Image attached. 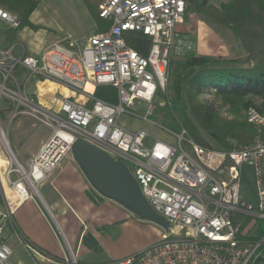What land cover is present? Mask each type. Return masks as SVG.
<instances>
[{"label":"built area","instance_id":"built-area-1","mask_svg":"<svg viewBox=\"0 0 264 264\" xmlns=\"http://www.w3.org/2000/svg\"><path fill=\"white\" fill-rule=\"evenodd\" d=\"M187 8L185 0H104L99 13L109 23L105 32L81 43L68 35L39 57L16 56L15 45L0 49V111L7 101L12 119L27 115L51 129L28 168L13 159L18 179L11 182L7 210L0 211V264H11L13 249L5 231L18 206L32 197L38 182L72 156V145L80 138L125 163L148 203L169 223L167 229L160 228L159 243L107 264H264V114L255 108L247 111L248 121L257 129L254 143L229 151L202 146L179 121L176 131L131 111L137 104L150 115L153 103L167 94L172 60L193 49L180 30ZM0 21L19 27V21L2 7ZM130 32L150 38L147 55L127 44L125 35ZM19 67L29 73L26 84L31 79L51 81L85 102L61 97L57 111L47 108L28 95L16 78ZM89 84L94 90L114 88L118 101L95 98L87 90ZM162 104L172 107L170 102ZM124 115L153 125L168 140L126 129L120 123ZM1 135L7 141L2 129ZM246 164L255 172L256 207L242 200ZM19 241L34 261L42 255Z\"/></svg>","mask_w":264,"mask_h":264},{"label":"crops","instance_id":"crops-1","mask_svg":"<svg viewBox=\"0 0 264 264\" xmlns=\"http://www.w3.org/2000/svg\"><path fill=\"white\" fill-rule=\"evenodd\" d=\"M36 12L37 9L30 17L32 26L19 29L4 40L0 45L1 50L7 51L15 45L16 56L24 54L39 57L45 48L64 39L62 36L48 37L51 33L48 29L50 22L42 12L34 21ZM0 22L13 29L5 22ZM96 33L79 38L69 35L74 41L81 43ZM15 76L24 85L28 95L36 100L42 97L39 102L49 109L55 105L56 108L52 109L54 111L58 110L56 100L61 97L85 102L81 95L56 83H42L31 79L26 84L29 73L23 67L15 71ZM88 91L95 92L94 88ZM5 111L9 110L5 108ZM23 116L26 119L20 121H17L18 116L7 119L17 121L15 134L7 139L10 149L8 154L12 153L19 165L28 168L29 161L51 133L37 137L33 128L42 124L30 116ZM17 179L18 175L7 157L0 153L2 212L7 210L8 197L12 194L11 182ZM145 228L161 232L158 226L139 219L118 202L102 197L90 185L73 157L67 156L49 178L37 183L32 197L18 206L13 219L8 223L5 237L13 249L11 264H35V261L37 264H72L73 260L76 264H107L139 254L150 247L151 244L139 243ZM19 238L42 255L36 256L34 261Z\"/></svg>","mask_w":264,"mask_h":264},{"label":"trees","instance_id":"trees-1","mask_svg":"<svg viewBox=\"0 0 264 264\" xmlns=\"http://www.w3.org/2000/svg\"><path fill=\"white\" fill-rule=\"evenodd\" d=\"M98 27H109L89 0H84ZM189 13L203 15L215 23L227 27L238 38L243 50L244 63L240 59L222 60L201 56L189 51L174 58L170 66L168 91L165 102L172 104L168 111L190 129L196 142L211 149L235 150L251 146L257 129L242 113L250 108L264 114V0H185ZM40 4L39 0H0L4 8L19 21L20 29L32 26L30 17ZM195 26H192V29ZM186 36L189 30L180 29ZM127 44L147 55L150 38L140 33H126ZM226 67L221 68V64ZM214 94L222 105L229 106L236 119H225L213 103L201 96ZM97 99L110 103L118 101L117 91L110 86H100L94 92ZM5 108L11 110L6 101ZM204 132L211 139L200 135Z\"/></svg>","mask_w":264,"mask_h":264},{"label":"rangeland","instance_id":"rangeland-1","mask_svg":"<svg viewBox=\"0 0 264 264\" xmlns=\"http://www.w3.org/2000/svg\"><path fill=\"white\" fill-rule=\"evenodd\" d=\"M39 1L40 4L37 7V12L34 14L33 19L35 21L36 18L42 15V13L47 16V21L50 22V27L48 29H50L51 32L49 33L48 37L62 36V38H65L69 34H71L72 36L79 38L84 35L89 36L95 32H105L109 28L105 26L103 28L97 26L95 19L84 0ZM95 1L97 0H89L90 4L93 5L94 8L97 4H95ZM103 1L104 0H100L99 5L97 7L98 11H100L99 7ZM192 26H195V28L192 29ZM181 28H185L191 31L190 35L188 36L189 40L193 44V49L191 51H194L198 55L206 56L214 60L241 59L242 63L240 62L239 66L243 65V50L238 38L231 29L215 23L206 16L192 13H189L188 21H186V19L184 18V23L181 25ZM14 29L15 28H9L8 26L0 22V45L3 44L4 40L11 37V35L15 34L20 29V27H18L17 30ZM217 66H220L221 68L226 67V65L223 63ZM37 81L42 83H52L51 81ZM42 99V97L38 98V101L40 100L41 102ZM201 99L205 102L213 103L215 107H217L219 113L225 119H236V115L231 111V108L229 106L222 105V102L220 100H217L213 93L205 94L201 96ZM162 102H165L164 97L158 98V100L153 103L155 108L153 111H151L150 115H147L146 109L138 106L137 104L131 108V111L139 117L148 116L151 121L157 122L160 125H164L177 131L178 127L176 122L178 121L176 120V118L170 115L168 109L163 106ZM56 103L58 104V99L56 100ZM50 105L52 106V104ZM3 108L4 106L2 105L0 111V153L5 154L8 162L12 165V168L16 170V163L13 161L12 156L8 154V149L5 146L6 143L4 142V139L1 135V129L4 130L6 138L8 139L9 137L10 139L15 134L17 127L16 122L20 121V119H26V116H18L17 121L7 120L8 118L13 116V110L5 111L3 110ZM55 108L56 107L54 105L51 109ZM242 115L245 117L247 116L245 111L242 113ZM120 123L122 126H124L130 131L144 130L161 140H168L167 136L162 133L159 129L140 118L124 115L121 117ZM178 123L182 124L190 131L189 127H187L184 123H182L181 121H179ZM33 129L32 130L37 137H40L44 134L50 135L51 133V129L39 124H37ZM199 133L204 138L211 140L208 135H206L204 132L200 131ZM150 142L151 141H149V143ZM16 175L18 174L16 173ZM242 200L255 207L258 203L254 168L248 164H246L242 170ZM161 233L162 231L158 233V231H153L148 228H145L143 234L139 238V243L143 245L151 244L150 247H148L151 248L155 244L159 243V241L161 240ZM148 248L144 250H147Z\"/></svg>","mask_w":264,"mask_h":264},{"label":"water","instance_id":"water-1","mask_svg":"<svg viewBox=\"0 0 264 264\" xmlns=\"http://www.w3.org/2000/svg\"><path fill=\"white\" fill-rule=\"evenodd\" d=\"M71 154L90 185L102 197L118 202L143 221L163 229L169 227V223L148 203L125 163L114 160L81 138L72 145Z\"/></svg>","mask_w":264,"mask_h":264},{"label":"bare ground","instance_id":"bare-ground-1","mask_svg":"<svg viewBox=\"0 0 264 264\" xmlns=\"http://www.w3.org/2000/svg\"><path fill=\"white\" fill-rule=\"evenodd\" d=\"M87 90H93V87L89 84L87 85ZM4 142L6 143V147L8 148L9 152H10V149L8 147V143L6 140H4ZM12 155V153H10ZM14 161H15V158L13 157ZM16 162V161H15Z\"/></svg>","mask_w":264,"mask_h":264}]
</instances>
